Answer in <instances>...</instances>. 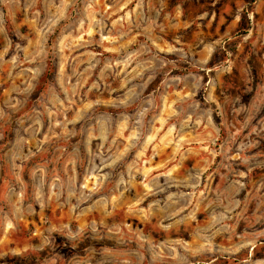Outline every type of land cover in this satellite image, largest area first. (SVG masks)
<instances>
[{"label": "clouds", "instance_id": "1", "mask_svg": "<svg viewBox=\"0 0 264 264\" xmlns=\"http://www.w3.org/2000/svg\"><path fill=\"white\" fill-rule=\"evenodd\" d=\"M231 2V27L210 35L205 12L190 43L172 37L169 56L166 0H137L111 27L119 0L111 12L97 0H0V264H225L264 237V179L251 190L248 179L264 168L250 153L264 146V0ZM81 21L119 36L113 56L90 51L103 47L93 38L61 45ZM237 45H251V60ZM214 55L236 71L212 100L201 76ZM178 87L192 95L175 97ZM104 92L118 94L115 116L100 111ZM241 220L252 231L236 240Z\"/></svg>", "mask_w": 264, "mask_h": 264}, {"label": "rangeland", "instance_id": "2", "mask_svg": "<svg viewBox=\"0 0 264 264\" xmlns=\"http://www.w3.org/2000/svg\"><path fill=\"white\" fill-rule=\"evenodd\" d=\"M97 2H103L106 5L104 11H113L112 4L114 0H97ZM119 3L121 4L120 11L112 17V20L109 22V27H111V25L114 24L116 21H124L125 18L130 17L132 12L135 10L137 0H119ZM124 4H127V7H123ZM232 8L233 4L231 0H216L215 3H211L210 0H166V11L170 19L172 17H174V19H171L173 27L168 30L169 35L164 39L162 47L167 46L169 49L168 55H174L171 52V48L173 46L172 37L180 34H184L185 43H190L191 40H193L199 34V30L203 27L199 18L203 16L205 12H208V19L211 21V23L204 30L207 31L210 35L212 34L213 28L215 29L216 33H220L221 31L225 30V25L231 27L232 24L228 20V16ZM89 38H93L103 44L102 48L99 45L95 44L90 46V51L94 50L96 54L102 53L105 57L113 56L115 54L113 45L119 43V36L116 34H109L107 29H101L99 32H97L94 26H88L84 21L80 22V26L77 29V33H65V37L61 40V45H63L64 43H69L70 45L78 48L81 42ZM237 48L239 49L242 56L247 54L249 59L251 60V45H237ZM82 51L83 49H79L78 52L72 53V55H79V52ZM259 51L261 53H264V48L259 49ZM226 62L227 61H225V63ZM259 62L262 65L261 71L264 72V58H262ZM209 65L210 66L208 67L207 72H205L204 75L201 76V80L203 81L205 87H208V85L211 84V90L208 95L210 99L215 100L217 95H219L222 91L225 95H227V93L232 89L235 81L234 78H230V75L236 70L229 69L228 71H223L221 63L219 61H216L215 55L213 56V60L209 61ZM63 70L64 68L63 66H61L60 71ZM68 71L70 73L71 69H69ZM218 72L219 75H217ZM206 77H211L212 79L209 80ZM175 78L179 79L178 76ZM94 79L95 76L92 77L89 83H91ZM213 80H218V83H213ZM71 82L76 83L75 79H72ZM120 83L123 82L121 81ZM113 86L115 87L116 85ZM6 92L7 85H4V87L0 89V95H3ZM93 92H95V90H93ZM117 95L118 94L115 92L111 94H109L108 92H104L102 99L105 101V104L100 106V111L115 116V114L119 110L111 107L109 101H115ZM173 95L175 97H180L182 95H192V93H186L182 87H178L173 89ZM90 96H92L91 93ZM92 99L94 100L95 97H92ZM175 104L176 101L173 100L170 108L168 105H164L161 107V115L157 117L158 126L156 128V136L149 137V141L152 142L153 145L163 139V134L166 131L167 122L165 121V117L163 115L165 109L172 110L175 108ZM120 134L127 143L129 137L131 136V133L127 130V124H125L121 128ZM246 134L247 133H245V135ZM250 139L258 140L259 137H256L255 133H253V136L250 137ZM258 150L260 151V155L257 156V159L264 160V146L252 148L250 149V153L252 155H256ZM169 151L170 149L166 148L162 155H158L153 159L151 165L152 171L162 169L164 167V161L167 158V153ZM148 154H150V151L146 155ZM200 159L207 160L208 157L206 155H201ZM147 165L148 162L146 160V168ZM209 179H211V177H209ZM248 179L250 180L249 190H251L253 185H258L259 182L264 179V168H255ZM95 183L96 180L90 181L85 178V184H91L94 186ZM213 183L219 186L220 181L216 180L213 181ZM256 207V201H252V203L249 205L250 211H255ZM53 211L55 212L58 210L53 209ZM129 226L131 227L132 225L130 224ZM24 227L26 231L29 229L31 230L33 238L39 236L40 225L36 221H27L25 222ZM253 227H255V225H253ZM235 231L237 233L235 239L239 240L241 237L247 238L251 234L252 228H249L246 222L241 220L236 226ZM2 239H4V237L0 236V240ZM222 242L227 245L229 243H233L234 241L225 239ZM249 258L251 259L249 260ZM225 264H264V237L260 238V240L256 243L255 247H248L235 253L233 257L225 261Z\"/></svg>", "mask_w": 264, "mask_h": 264}]
</instances>
